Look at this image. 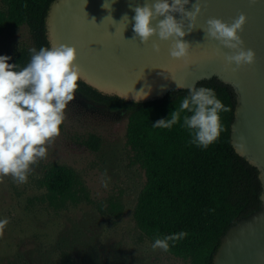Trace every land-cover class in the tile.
<instances>
[{
	"label": "trees",
	"instance_id": "1",
	"mask_svg": "<svg viewBox=\"0 0 264 264\" xmlns=\"http://www.w3.org/2000/svg\"><path fill=\"white\" fill-rule=\"evenodd\" d=\"M1 1L6 9L0 10V35L27 27L36 50L50 46L46 18L55 0ZM30 55L28 48H20L9 63L26 65ZM78 85L77 92L85 97L111 110L129 112L127 145L146 175L135 210L139 230L152 243L155 236L184 232L183 238L169 242L165 252L189 264H212L228 228L258 211L262 203L258 169L240 157L231 143L236 107L232 86L217 78L197 84L213 88L230 108L220 114L223 131L217 140L201 148L189 143V133L179 122L170 129L152 127L154 122L169 117L187 90L137 103L104 95L81 80ZM87 145L98 151L100 138L91 136ZM38 185L45 190V200L54 211L89 200L75 172L66 166H49ZM111 209L116 215L121 212L117 203H111Z\"/></svg>",
	"mask_w": 264,
	"mask_h": 264
},
{
	"label": "water",
	"instance_id": "2",
	"mask_svg": "<svg viewBox=\"0 0 264 264\" xmlns=\"http://www.w3.org/2000/svg\"><path fill=\"white\" fill-rule=\"evenodd\" d=\"M105 2L53 1L46 18L50 46H75L76 63L82 68L81 81L104 95L126 101L136 102L134 96L143 92L147 95L139 102L163 99L169 92L187 90L213 78L232 86L236 107L231 143L240 157L258 169L262 203L258 211L228 228L212 264H264V0H200L202 12L197 27L183 37L191 45L187 62L169 55L170 41L154 36L143 44L133 38L132 8L152 0H108L111 11L102 7ZM195 2L190 0L185 9L191 11ZM242 13L247 20L239 35L243 47L255 52V61L237 69L224 59L231 50L205 38L199 27L211 18L231 24ZM125 14L128 24L121 21ZM172 15L177 20L181 18L180 13ZM153 43L160 44L159 52L153 49Z\"/></svg>",
	"mask_w": 264,
	"mask_h": 264
},
{
	"label": "rangeland",
	"instance_id": "3",
	"mask_svg": "<svg viewBox=\"0 0 264 264\" xmlns=\"http://www.w3.org/2000/svg\"><path fill=\"white\" fill-rule=\"evenodd\" d=\"M0 0V10H5ZM35 49L27 27L0 35V55ZM129 112L111 110L76 92L60 135L26 183L0 177V264H189L153 249L135 221L146 175L127 145ZM100 138L98 151L87 145ZM51 165L75 172L88 201L54 211L38 181ZM107 185L102 186L101 181ZM111 203L121 207L113 213Z\"/></svg>",
	"mask_w": 264,
	"mask_h": 264
},
{
	"label": "clouds",
	"instance_id": "4",
	"mask_svg": "<svg viewBox=\"0 0 264 264\" xmlns=\"http://www.w3.org/2000/svg\"><path fill=\"white\" fill-rule=\"evenodd\" d=\"M189 2L152 0L142 6L136 5L132 8L135 14L131 17L133 38H138L143 44L154 36L160 41H170L169 55L187 62L191 45L183 37L197 27L196 22L202 12L200 0L192 4L191 11L185 9ZM102 7L111 11L108 0ZM172 13H180L181 18L177 20ZM122 20L129 23L127 14ZM246 20L242 13L231 24L211 18L205 26L199 27L205 38L218 41L223 48L231 50L224 54V59L237 69L255 61V52L243 47L244 41L239 35ZM152 47L156 52L160 51L159 43H153ZM29 51L30 59L23 66L11 64V57L0 55V177L11 176L21 184L27 182L32 166L46 158L48 147L60 135L66 109L74 100L82 77V68L76 63L78 50L73 45L41 46L39 50L33 48ZM217 52L219 54L220 50ZM146 95L143 92L135 95L134 99L138 103ZM229 110L213 88L193 86L187 89V94L169 117L154 122L152 127L170 129L179 122L188 131L190 144L206 148L223 131L220 114ZM101 183L107 187L103 180ZM5 223L6 220H0V226ZM184 235V232H179L155 236L151 247L167 251L170 241L174 243Z\"/></svg>",
	"mask_w": 264,
	"mask_h": 264
}]
</instances>
